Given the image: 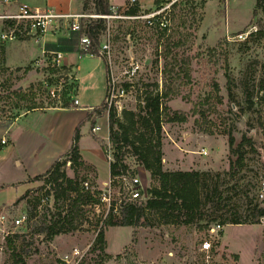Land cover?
I'll return each instance as SVG.
<instances>
[{
  "label": "rangeland",
  "instance_id": "obj_1",
  "mask_svg": "<svg viewBox=\"0 0 264 264\" xmlns=\"http://www.w3.org/2000/svg\"><path fill=\"white\" fill-rule=\"evenodd\" d=\"M40 1L16 0L3 4L7 8L1 7L0 15L16 13L19 2L40 5ZM109 1L120 6L126 0ZM152 1L140 0L141 4L138 0V3L148 8L153 5ZM72 2L75 5L71 12H92L91 3L83 11L81 0ZM5 21L0 16V34L11 29ZM133 24L110 20L105 36L100 39L102 42L109 39L112 71L105 54L100 58L85 56L81 59L73 53L65 56V59H74L80 69L77 91L80 106L95 107L103 99L106 108L114 110L121 119L123 110L137 111L150 91L165 93L163 100L168 108L161 122L162 168L199 170L209 173L212 180L218 175L219 189L225 197L223 205L212 215L210 203L206 204L201 215L187 224H165L157 215L150 214L148 223L136 228L105 226V248L101 252L97 248L91 250L97 229L108 212L107 203L100 200L90 221H79L81 224L75 230L61 232L51 240H41V235L31 232L34 219L30 229L16 228L15 252L7 245L0 253V264H13L12 253L24 264H264V217L254 224L223 225L208 258L198 250L200 242L208 236V228L199 225L206 223L209 227L220 219L233 217L242 220L252 205L264 206V200L256 197L264 177V126L260 121V108L238 110V105L243 109L245 105V75L261 78L264 74V0H186L172 13L168 29L154 31L139 22ZM241 32L248 33L243 40L237 38ZM58 38L67 49L74 48L76 37L73 34L63 30ZM13 42L16 45L11 49L13 60L7 63L4 49ZM38 53L39 47L31 36L14 40L0 38V134L6 132L7 139L25 129L23 125L30 131L44 121L47 126L54 122L52 116L38 111L18 121L8 133L9 127L29 106L55 104L34 99L32 88L42 73L33 69ZM15 90H19L20 95ZM231 100L237 110L231 106ZM47 114L54 115L52 111ZM169 117L175 118L167 120ZM95 124L100 126L95 133L90 130L88 121L80 126L79 152L85 166L69 164L66 169L69 176L76 174L79 180H87L94 190L99 189L100 195H107L103 186L108 179L107 151L103 152L99 145V141L107 142V113ZM225 131L233 135L234 145L243 135L251 137L253 142L252 148L244 147L242 166L234 165L233 170H229V166L236 155L229 151ZM201 148L206 150L205 155L198 152ZM8 160L12 161L11 154ZM127 161L130 169L135 170L133 176H138L145 187L157 184L134 158ZM228 170L231 175L227 176ZM29 185L24 199L17 202L26 189L6 205L10 216L27 211V199L47 188H40L41 181ZM119 186H112L110 199L118 197ZM6 193L12 194L14 189H7ZM44 207L52 209L51 196Z\"/></svg>",
  "mask_w": 264,
  "mask_h": 264
},
{
  "label": "trees",
  "instance_id": "obj_2",
  "mask_svg": "<svg viewBox=\"0 0 264 264\" xmlns=\"http://www.w3.org/2000/svg\"><path fill=\"white\" fill-rule=\"evenodd\" d=\"M90 3L92 4L93 13L110 12L111 3L109 0H81V10H87ZM5 22L10 26L13 25L12 21L6 20ZM80 22L81 25L85 24V33L92 43L91 51L97 57L98 46L105 28L104 21L100 19H81ZM59 41L60 38L56 37L49 47L67 51L72 50V47L67 49ZM260 85L262 86V80ZM250 86V75H245V105L244 109L238 105L239 111H248L253 107ZM15 92L20 95L19 90H15ZM230 96L233 99V96ZM164 97L165 93L162 91H150L143 97L141 106L138 107L137 111L123 110L121 119L116 117L114 110L106 108L103 99L98 106L87 111L84 119L74 127L69 148L56 158L43 173L29 177L26 180V182L41 181L40 188L42 189L45 186L47 188L40 195L27 199L29 209L25 210V229H30L32 219H34L31 232L41 235V240H51L61 232H69L80 226L81 222L79 221L84 220L85 211L80 204L88 198V195L86 196L88 192L82 190L81 181L83 182L84 178L79 180L76 174L73 176L68 175L66 162L70 161L72 166H85L77 145L80 138V126L88 121L90 127H92L105 112L107 113V142L99 141V145L103 152L110 149L111 159L108 161V175L111 187L115 184L119 185L121 177H132L134 175L135 170L130 169L127 161L130 157L134 158L136 163L147 170L150 177L157 181V184L146 187L145 198L140 201L115 206L116 198L109 199L108 212L103 218L101 226L97 229L91 250L97 248L101 252L104 251L105 226L136 228L146 225L148 223L147 216L150 214L157 215L158 219L165 224L192 223L194 217L201 215L200 211L209 203L213 212L212 215H214L225 200L223 191L219 189L218 175L215 180H212L208 175L209 173L199 170H166L162 168L160 132L161 122L163 116H166L165 111L168 108L163 100ZM232 103L234 102L232 101ZM36 107L38 106H29L27 110ZM174 118L169 117L167 120H174ZM224 133L228 137L229 151L236 155V159L229 166V170H233L234 165L242 166L244 147L249 146L252 148L253 142L251 137L243 135L240 142L234 145V137L230 131ZM229 170L227 176L231 175ZM28 189L26 188L24 194L17 198V202L25 198ZM94 194L93 200L100 203V190L95 189ZM49 196L52 198L53 210L45 208L44 204L38 210L41 199L46 197V200H48ZM66 200L68 202L65 204ZM262 217H264V206L254 204L249 208V214L245 219L241 220L233 217L220 219L218 223L222 225L254 224L258 223ZM199 226L208 228L206 223ZM15 237H17L16 234ZM8 245L14 251L16 244L11 239L8 240ZM11 257L14 259L13 264H24V261L17 254L12 253Z\"/></svg>",
  "mask_w": 264,
  "mask_h": 264
},
{
  "label": "built area",
  "instance_id": "obj_3",
  "mask_svg": "<svg viewBox=\"0 0 264 264\" xmlns=\"http://www.w3.org/2000/svg\"><path fill=\"white\" fill-rule=\"evenodd\" d=\"M16 2V0H0V12L1 7L6 9L9 2ZM186 0H154L152 6L144 8L139 5L138 0H126L124 4L120 6H110L109 13H93V12H80V13H59L55 12L51 8H40L38 6H31L26 2H19L17 4V11L14 14L4 12L2 17L6 20L12 21L13 25L5 33L0 34V38L7 40H14L16 37L31 36L34 42L38 45L42 43L40 53L33 60L34 71L38 69L41 73V77L37 80V85L32 88L34 99L39 101L40 99L44 102H54L55 104L39 106L41 109L50 108H75L79 107V100L77 97V82L78 77L73 71V67L70 64L65 63V56L69 53H73L77 59H81L85 56L96 57L91 49L92 43L90 38L85 33V24L81 25V19H100L104 21V31L102 36H105L106 31L109 27L110 20H126L132 25L133 23H141L144 26L154 29V31H162L168 29L170 26V19L172 13L178 9L181 3ZM61 28L66 30L68 34L76 35V42L74 48L70 51L48 47L47 43L44 42L46 35L60 36L62 34ZM132 30V28H130ZM247 32H241L237 34V38L243 40L247 36ZM53 43V42H52ZM107 55L106 61L112 71L111 61L109 59V39L107 38L104 42L100 40L98 46L97 57L101 55ZM106 64V65H107ZM262 80V86L260 81ZM107 92L108 89L106 88ZM106 92V91H105ZM251 101L253 107L259 106L260 121L264 126V74L261 78H251ZM105 99V98H104ZM231 106L236 109L234 103ZM100 129L98 124H94L90 127V130L95 133ZM254 131V128L251 129ZM7 142L4 136L0 137V147ZM200 154L205 155L206 150L201 148L198 151ZM108 161L111 159L109 149L106 152ZM70 161L66 162L69 165ZM105 193L100 197V200L106 202L107 208L109 207L111 182L108 178L103 183ZM83 192H88V198L80 206L85 209L84 221H90L95 215L96 207L98 203L94 202V189L90 183L85 180L82 182ZM145 185H143L141 179L138 176L132 177H121L120 186L117 191L118 197L116 198L115 206L127 202L140 201L145 198ZM72 196V194H71ZM256 197L258 200H264V177L260 180L258 189L256 191ZM46 201V197L41 199L38 206V210L41 205ZM68 200L65 201V204ZM9 210L6 208L0 209V253L7 247L8 240L15 243V229L18 227H24L26 221L25 212L19 214V216H10ZM97 215V214H96ZM223 229V225L215 223L208 227L207 238H204L199 246L198 250L204 253L205 258H208V253L212 248V243L216 240L220 231Z\"/></svg>",
  "mask_w": 264,
  "mask_h": 264
},
{
  "label": "crops",
  "instance_id": "obj_4",
  "mask_svg": "<svg viewBox=\"0 0 264 264\" xmlns=\"http://www.w3.org/2000/svg\"><path fill=\"white\" fill-rule=\"evenodd\" d=\"M74 5L75 4L72 2V0H41L40 5L31 4V6H38L40 8H51L55 12L63 14L74 13L71 12ZM56 37L58 36L46 35L44 37V42L47 44L49 43L47 45L49 47L50 45H52L51 43L54 42ZM14 43L15 42L10 43L9 46L4 49L3 55L7 63L13 60L11 49L16 46L14 45ZM35 44L39 47L40 53L42 43H39L38 45L35 42ZM65 63L72 65L73 71L78 77L77 87H79L81 75L79 74L80 69L78 63H76L74 59L71 58L66 59ZM80 105L81 104L79 102V107L75 108L41 109L36 107L34 109L27 110L25 114L18 118L9 127L8 133H10V130L18 123V121L25 120L28 115L38 111H44L46 113L45 116L47 117L52 116L54 122L50 126H47L45 125L44 121L43 123L38 124V128L35 126L34 130L32 129L30 131L26 129L27 126L23 125L25 129H22L17 135H12L11 139H7L5 137L4 134L6 132L4 134H0V137L4 136L7 140V142L0 147V152L3 149L7 154V156L5 153L0 154V209L6 208V205L13 202L24 189L30 186V182H26L29 177H33L35 175L43 173L46 169H48V167L56 158H58L64 151L69 148L74 127L84 119L87 111H89L93 107H84ZM50 111H52L54 115L47 114ZM81 135L82 134L80 132V138L77 143L79 150ZM30 136H32V138H30ZM19 138L21 139L18 142ZM21 141L22 143L20 144ZM46 143L49 147L46 145ZM10 154L12 156V161L8 160ZM7 189H14V193H6ZM4 193L6 194L4 195Z\"/></svg>",
  "mask_w": 264,
  "mask_h": 264
}]
</instances>
